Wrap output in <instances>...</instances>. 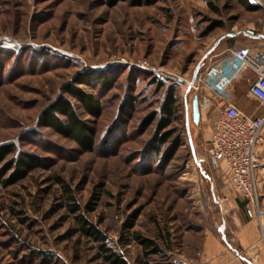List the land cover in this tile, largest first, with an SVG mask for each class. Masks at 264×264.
I'll return each mask as SVG.
<instances>
[{
  "label": "rangeland",
  "instance_id": "obj_1",
  "mask_svg": "<svg viewBox=\"0 0 264 264\" xmlns=\"http://www.w3.org/2000/svg\"><path fill=\"white\" fill-rule=\"evenodd\" d=\"M263 14L241 0H0V147L14 149L0 158V179L13 177L20 154L45 163L0 183V264H105L77 230L54 175L130 264L196 263L205 235L222 237L231 216L214 196L226 205L232 190L206 162L217 111L200 109L195 123L196 95L174 79L192 80L230 33ZM86 73L103 74L105 86L77 83ZM252 81L239 78L232 96L244 100ZM73 87L94 95L101 112L88 113ZM172 87L179 112L161 128L156 115ZM59 97L94 130L90 148L46 126ZM254 105L255 115L264 113ZM134 233L160 252L144 251Z\"/></svg>",
  "mask_w": 264,
  "mask_h": 264
},
{
  "label": "built area",
  "instance_id": "obj_2",
  "mask_svg": "<svg viewBox=\"0 0 264 264\" xmlns=\"http://www.w3.org/2000/svg\"><path fill=\"white\" fill-rule=\"evenodd\" d=\"M215 57L194 83L182 75L176 76L174 83L200 96V109L217 111L206 162L216 174L222 165L227 167L230 182L245 202L248 213L262 220L264 208L257 186L260 165L257 149L264 143V113L255 115L242 111L233 101L230 88L242 76L252 77L248 94L264 104V44L230 48L225 55Z\"/></svg>",
  "mask_w": 264,
  "mask_h": 264
},
{
  "label": "trees",
  "instance_id": "obj_3",
  "mask_svg": "<svg viewBox=\"0 0 264 264\" xmlns=\"http://www.w3.org/2000/svg\"><path fill=\"white\" fill-rule=\"evenodd\" d=\"M117 0H109L111 3H115ZM141 4L151 5L156 0H140ZM241 2L248 9H259L258 5L252 4L250 0H241ZM213 8L212 3L210 4ZM252 33V31H247ZM94 80H97L100 85L105 86L106 79L103 74L95 75L94 73H86L79 78V84L90 85ZM70 93L76 97L81 106L90 114L97 115L101 112V103L94 95L84 91L79 87H73L69 89ZM179 112L178 97L176 96L175 89L170 88L160 105L159 111L156 116L160 119L161 128L168 127L176 118ZM46 126L51 127L57 133L70 137L80 144L83 148H90L93 144L94 130L86 124L83 119L80 118L75 104L70 99L59 97L52 106L48 109L45 115ZM160 144L156 143V150L159 149ZM13 147H0V158L7 152H13ZM14 174L12 178L0 179V183L8 185L18 180L24 179L32 170L45 166V163L40 159L35 158L29 154H20L14 159ZM1 178V172H0ZM53 179L55 183L59 184L63 193L68 200L69 211L74 213L75 220L77 221L79 233L96 243L97 256L104 260L105 264H130L125 257L124 253L117 249L113 244H110L109 237L105 232L95 223H93L84 213H82V207L78 203L72 187L59 175H54ZM87 210H93V206L87 205ZM133 226V222L127 223V228L130 229ZM133 238L141 244L144 251L149 250L150 253H159L160 248L150 239H145L138 235L133 234ZM229 246L230 241L224 240Z\"/></svg>",
  "mask_w": 264,
  "mask_h": 264
},
{
  "label": "crops",
  "instance_id": "obj_4",
  "mask_svg": "<svg viewBox=\"0 0 264 264\" xmlns=\"http://www.w3.org/2000/svg\"><path fill=\"white\" fill-rule=\"evenodd\" d=\"M250 2L258 5V10H264V3L261 0H250ZM244 31H252L251 36L242 33ZM233 33L236 35L231 36L230 33L226 38L227 40L224 41L225 43H222V51L218 57L225 55L228 49L235 48L237 45H263L264 14L248 24L243 31H234ZM233 97V101L242 111L256 114L254 113V101L256 100L250 97L249 94L242 101L236 96ZM257 153L260 158V165L257 170V186L261 207L264 208V143L258 146ZM220 172L219 175L227 177L225 178L228 180L225 179L224 183L229 184L232 191H229L226 196V205L221 201L215 200V202L222 212L225 208L231 214L228 223H226L227 229L224 231H226V238L235 251L231 250L225 243L223 235L219 238L215 234H206L202 242L201 252L194 264H249L248 261L253 264H258V262L264 264V218L260 220L256 214L251 216L248 213L245 202L237 195L230 182V174L225 165L221 166Z\"/></svg>",
  "mask_w": 264,
  "mask_h": 264
},
{
  "label": "water",
  "instance_id": "obj_5",
  "mask_svg": "<svg viewBox=\"0 0 264 264\" xmlns=\"http://www.w3.org/2000/svg\"><path fill=\"white\" fill-rule=\"evenodd\" d=\"M246 35H250L251 36V33L250 32H247V31H244L242 32ZM231 36H234L236 35L235 33H231L230 34ZM198 71H199V66L197 67V69L195 70L194 72V75H193V78L191 80L192 83L195 82L196 78H197V75H198ZM192 116H193V120L195 123H198L199 122V119H200V116H201V111H200V105H199V98L198 96H194L193 100H192ZM209 178V180L211 181V178L209 176H207ZM212 182V181H211ZM211 187H212V191L214 193V187H213V183H211ZM214 199L216 200L215 196H214ZM224 228H225V225H223L222 229H221V233L223 235V239L226 240V235L224 233ZM229 248L233 251H235V249L229 245ZM239 255V254H238ZM241 257V256H240ZM249 264H253L251 263L250 261H248Z\"/></svg>",
  "mask_w": 264,
  "mask_h": 264
}]
</instances>
